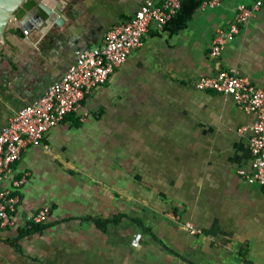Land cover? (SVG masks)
<instances>
[{
	"label": "crops",
	"instance_id": "obj_1",
	"mask_svg": "<svg viewBox=\"0 0 264 264\" xmlns=\"http://www.w3.org/2000/svg\"><path fill=\"white\" fill-rule=\"evenodd\" d=\"M144 1L68 0L61 26L24 28L19 11L0 43V129ZM257 1L201 6L178 33L150 24L77 111L23 149L10 174L24 183L14 226L0 224V264H264V190L238 175L251 171L253 115L195 87L234 69L264 89V0L220 56L210 55L237 6ZM43 207L46 228L20 237ZM119 214L116 225L93 222Z\"/></svg>",
	"mask_w": 264,
	"mask_h": 264
},
{
	"label": "built area",
	"instance_id": "obj_2",
	"mask_svg": "<svg viewBox=\"0 0 264 264\" xmlns=\"http://www.w3.org/2000/svg\"><path fill=\"white\" fill-rule=\"evenodd\" d=\"M220 1L209 0L201 6L214 8ZM262 1H257L251 8L237 6L235 23L230 24L226 30H219L212 41V57L220 56L225 44L238 34L239 26L246 23L259 9ZM182 2L183 0H160L159 4H155L150 0L144 1L131 18L107 31L103 46L89 52H76L73 64L64 75L50 85L38 100L21 108L0 129L2 226H14L13 215L19 203L16 190L24 183V179H14L10 174L13 165L21 159L23 149L28 144L42 141L50 129L60 124L68 114L77 111L91 91L104 84L131 52L141 46L150 24L164 26L179 11ZM195 87L197 90L229 96L244 112L253 115L249 142L251 171L246 173L238 170V175L249 184H257L264 190V89L256 87L234 69L220 70L214 76H203ZM5 181H10L11 188L2 187ZM49 212V207L41 208L31 222L43 223ZM185 228L191 235L201 232L190 223H186Z\"/></svg>",
	"mask_w": 264,
	"mask_h": 264
},
{
	"label": "water",
	"instance_id": "obj_3",
	"mask_svg": "<svg viewBox=\"0 0 264 264\" xmlns=\"http://www.w3.org/2000/svg\"><path fill=\"white\" fill-rule=\"evenodd\" d=\"M29 1L33 5L26 7ZM67 5L68 0H0V43L4 41L7 28L17 20L19 11L23 15L18 21L24 28L61 26Z\"/></svg>",
	"mask_w": 264,
	"mask_h": 264
},
{
	"label": "trees",
	"instance_id": "obj_4",
	"mask_svg": "<svg viewBox=\"0 0 264 264\" xmlns=\"http://www.w3.org/2000/svg\"><path fill=\"white\" fill-rule=\"evenodd\" d=\"M209 0H183L181 4V8L179 11L175 14V16L164 25V29L169 31L170 33H178L179 31L183 30L188 22L191 20L194 13L201 7V5L204 2H207ZM32 5V1H29L26 4V7H30ZM124 217L123 214L115 215L113 216V220L106 219V220H100V219H94L93 222L96 227L98 228H104L105 224L113 223V225H116L119 223L121 218ZM134 223L137 224L140 228L145 229L142 226V223L139 221L134 220ZM46 228L45 225L41 223H33L31 222L28 226V228L20 229L19 230V236H27L34 233H41Z\"/></svg>",
	"mask_w": 264,
	"mask_h": 264
},
{
	"label": "rangeland",
	"instance_id": "obj_5",
	"mask_svg": "<svg viewBox=\"0 0 264 264\" xmlns=\"http://www.w3.org/2000/svg\"><path fill=\"white\" fill-rule=\"evenodd\" d=\"M133 215H129V216H127V217H132ZM134 217V216H133ZM122 218H125V216L124 217H122ZM127 223V222H126ZM127 224H129V223H127Z\"/></svg>",
	"mask_w": 264,
	"mask_h": 264
}]
</instances>
